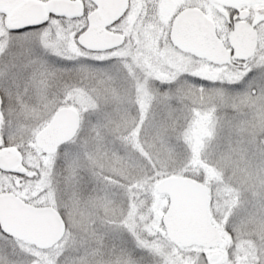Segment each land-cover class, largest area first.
<instances>
[{
  "label": "snow or ice",
  "instance_id": "6c2138e0",
  "mask_svg": "<svg viewBox=\"0 0 264 264\" xmlns=\"http://www.w3.org/2000/svg\"><path fill=\"white\" fill-rule=\"evenodd\" d=\"M0 264H264V0H0Z\"/></svg>",
  "mask_w": 264,
  "mask_h": 264
}]
</instances>
